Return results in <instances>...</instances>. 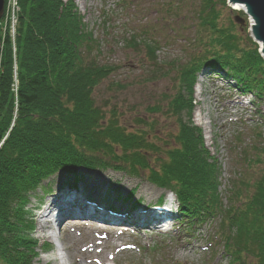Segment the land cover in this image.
Wrapping results in <instances>:
<instances>
[{"label": "trees", "instance_id": "16d2710c", "mask_svg": "<svg viewBox=\"0 0 264 264\" xmlns=\"http://www.w3.org/2000/svg\"><path fill=\"white\" fill-rule=\"evenodd\" d=\"M17 5L15 38L2 40L0 55V264H33L38 257L41 244L24 208L31 192L50 193L51 184H44L58 174L66 176L65 186L77 187L86 180L83 175L107 168L144 176L170 191L178 216L192 223L218 218L214 238L226 264H264V138L259 152L245 159L263 170L253 181L232 184L226 207L217 161L191 122L193 82L205 69L264 108V61L249 39L250 47L239 46L233 25L219 27L225 0H202L195 14L206 34L204 54L179 73V91L166 109L176 118L177 131L161 145L143 131H127L113 112L106 119L97 106L94 91L113 68L86 58L95 41L73 0H17ZM259 115L263 122L264 112ZM109 192L122 197L118 186L108 185L105 201ZM129 194L122 203L140 206ZM157 201L162 204L164 196Z\"/></svg>", "mask_w": 264, "mask_h": 264}, {"label": "rangeland", "instance_id": "374dc122", "mask_svg": "<svg viewBox=\"0 0 264 264\" xmlns=\"http://www.w3.org/2000/svg\"><path fill=\"white\" fill-rule=\"evenodd\" d=\"M73 2L86 30L92 33L95 41L85 54L86 58L113 68L109 78L94 91L97 106L105 113L106 119L112 118L113 112V117L127 131H143L157 145L169 142L177 131V125L176 118L167 114L166 109L179 91V73L200 58L205 50L202 39L206 34L198 25L195 15L202 0ZM6 5V15L0 21V33L2 40L9 37L13 41L16 27L13 35V16L11 8ZM220 11L219 27L228 29L233 25L239 46L250 47L248 39L252 40L248 29L233 21L238 13L228 8ZM148 45L154 50L153 54H149ZM227 81L209 70L202 71L196 75L191 94V122L201 130L204 147L220 167L218 190L226 207L232 184L253 181L254 174L263 170L262 164H248L245 159L251 155L253 158L259 152L257 144L264 138V123L260 124L259 120V111L264 112L263 106L256 99L252 102L250 96L239 98L242 94ZM183 96H187L186 90ZM197 114H200L202 124L198 123ZM182 118L185 120L184 115ZM242 152L245 153L241 156ZM100 171L83 175L86 186L81 185L76 189L87 193V199L99 205L104 204L101 194L108 185L113 188L118 186L123 194L133 191L134 199L141 201L146 208L158 203L161 196L165 200L167 197L175 198L170 191L144 179L130 177L110 168ZM61 175L65 176L60 174L55 177ZM55 177L44 181L47 182L45 187L53 183L52 194L43 197L41 190L37 193L33 191L27 196L24 208L29 202L52 201L60 196L63 185ZM73 199L66 197L65 200L72 202ZM126 212L135 210L126 208ZM26 213L29 220L30 215ZM97 216L107 223H111L115 217L121 218L119 215H110L112 218L109 215ZM172 218H167L166 222L169 223L160 228L139 225L136 219L127 220L136 224L133 229L97 228L93 225L90 229L86 223L66 219L57 227L50 224L44 231L39 230L43 220L33 219V236L42 245L50 243L49 249L62 247L66 254L64 264H91V261L92 264H226L222 244L213 238L219 219L204 218L202 224H191L188 218H181L182 221L178 223L176 214ZM53 227L57 235L51 241L49 235L43 233H48ZM42 251L38 250L39 254ZM33 264L45 262L38 255Z\"/></svg>", "mask_w": 264, "mask_h": 264}, {"label": "water", "instance_id": "95a60500", "mask_svg": "<svg viewBox=\"0 0 264 264\" xmlns=\"http://www.w3.org/2000/svg\"><path fill=\"white\" fill-rule=\"evenodd\" d=\"M4 1L0 0V19L3 15ZM226 3L232 10L241 11L249 18L248 32L250 38L259 46V54L264 60V0H226ZM234 22L241 27L245 24L244 20L239 16L234 17Z\"/></svg>", "mask_w": 264, "mask_h": 264}, {"label": "clouds", "instance_id": "9594fccd", "mask_svg": "<svg viewBox=\"0 0 264 264\" xmlns=\"http://www.w3.org/2000/svg\"><path fill=\"white\" fill-rule=\"evenodd\" d=\"M25 211L29 213L30 218L35 220H48L51 219L54 225L55 222V215L57 210L51 207L50 199L44 200H37L33 202H29L26 207ZM169 222H165L167 225ZM45 235H50L51 237L56 236V232L51 229L48 233H43ZM65 252L62 247L56 246L51 249L42 251L39 254V259L45 262V264H64L65 260Z\"/></svg>", "mask_w": 264, "mask_h": 264}, {"label": "bare ground", "instance_id": "6f19581e", "mask_svg": "<svg viewBox=\"0 0 264 264\" xmlns=\"http://www.w3.org/2000/svg\"><path fill=\"white\" fill-rule=\"evenodd\" d=\"M201 91L199 90L198 94H200ZM197 118H198V123L199 124H202V122L200 123L201 121V118H200V114H197ZM125 195V194H123ZM76 199H80L81 198V194L80 196L78 197V195L75 196ZM135 200V199H134ZM71 211V204H63V206L57 211V216H55V222L57 223V225H61L63 219H64V216L65 218L67 217L66 215L68 213H70ZM50 224H52L51 220H43L42 223L40 224L39 226V230L40 231H44ZM97 227H102V226H97ZM56 238V236L54 237ZM49 239L52 241L53 237H51L49 235ZM66 262V260H64V263ZM92 264V261L89 262ZM93 264H96L95 262ZM97 264H105L103 262H98Z\"/></svg>", "mask_w": 264, "mask_h": 264}, {"label": "built area", "instance_id": "2783aa9c", "mask_svg": "<svg viewBox=\"0 0 264 264\" xmlns=\"http://www.w3.org/2000/svg\"><path fill=\"white\" fill-rule=\"evenodd\" d=\"M6 3H7V8H11V12H12V16H13V23H12V26H13V35H14V30H15V27H16V24H17V15H18V12H19V8H18V5H17V0H6ZM4 15H6V10L4 11ZM11 26V24H10Z\"/></svg>", "mask_w": 264, "mask_h": 264}]
</instances>
